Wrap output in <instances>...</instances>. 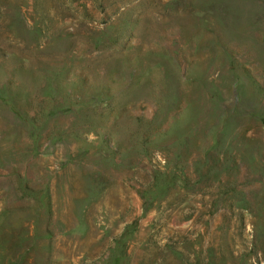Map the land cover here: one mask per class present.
I'll use <instances>...</instances> for the list:
<instances>
[{
	"label": "rangeland",
	"instance_id": "rangeland-1",
	"mask_svg": "<svg viewBox=\"0 0 264 264\" xmlns=\"http://www.w3.org/2000/svg\"><path fill=\"white\" fill-rule=\"evenodd\" d=\"M103 32L119 33V41L102 47L96 39ZM130 47L134 56L168 53L196 78L156 73L133 93L202 101L203 93H223L227 105L239 97L243 108L264 111V0H0V86L41 93V73L54 67L100 82ZM112 77V93L132 87ZM151 111L136 102L124 112ZM211 112L207 104L199 115L198 143ZM72 119L56 125L71 133ZM235 119L237 141L255 139L264 151L260 120ZM11 123L0 109V264H264L251 244L253 219L220 196L217 181L155 187L154 171L165 160L138 158L126 125L111 127L122 146L107 159L91 146L93 134L55 142L34 157L26 149L31 138ZM200 158L194 151L188 161L192 181ZM238 180L246 191L260 188L245 169Z\"/></svg>",
	"mask_w": 264,
	"mask_h": 264
},
{
	"label": "trees",
	"instance_id": "trees-1",
	"mask_svg": "<svg viewBox=\"0 0 264 264\" xmlns=\"http://www.w3.org/2000/svg\"><path fill=\"white\" fill-rule=\"evenodd\" d=\"M96 40L102 47H110L119 41V33L103 32ZM128 51L100 82L96 76L76 68L71 71L66 67H54L43 69L41 93H32L20 86L12 89V82L1 85L0 109H5L13 122L10 130L13 125L23 127L22 132L31 138L26 149L34 157L55 142L68 138L87 141L84 137L93 134L96 139L90 142L91 146L97 143L95 148L110 159L118 152L115 149L122 146L119 131L111 127L126 125L138 158L161 155L165 160L163 167L154 171L155 187L159 183L167 187L176 180L183 184L182 188L189 189L200 183L217 181L223 188L220 196L236 203L243 219L246 214L253 219L252 248L264 261V151L255 139L237 141L234 129L235 118L243 116L258 118L264 127V111L258 113L243 108L239 97L232 105H227L223 93H203V101L201 98L192 100L182 93H133V90L151 85L156 73L164 78L169 75L196 78L193 73L182 70L168 53L140 51L134 56L136 51L131 47ZM115 75L122 76L126 85L132 87L126 90L121 87L112 93L107 77ZM136 102L151 107V113L126 117L124 111ZM207 104L212 111L211 120L202 123L198 143L194 139V128L199 127V115ZM62 117L73 118L71 133L56 125ZM184 125L186 131H183ZM173 129L179 133L174 144L169 145L168 137ZM172 147L176 149L174 152H171ZM194 151L199 152L201 158L193 162L195 181H192L188 161ZM171 154L174 159H169ZM244 169L245 174L260 185L257 192L246 191L239 183ZM225 175L228 181L223 179Z\"/></svg>",
	"mask_w": 264,
	"mask_h": 264
}]
</instances>
